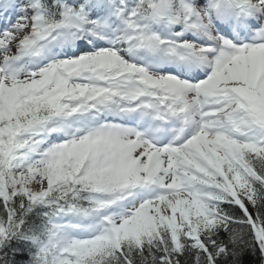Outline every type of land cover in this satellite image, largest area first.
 <instances>
[{"label": "snow or ice", "instance_id": "1", "mask_svg": "<svg viewBox=\"0 0 264 264\" xmlns=\"http://www.w3.org/2000/svg\"><path fill=\"white\" fill-rule=\"evenodd\" d=\"M0 264H264V0H0Z\"/></svg>", "mask_w": 264, "mask_h": 264}]
</instances>
